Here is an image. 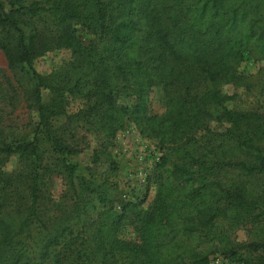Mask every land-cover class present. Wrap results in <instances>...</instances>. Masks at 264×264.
<instances>
[{
  "label": "trees",
  "instance_id": "trees-1",
  "mask_svg": "<svg viewBox=\"0 0 264 264\" xmlns=\"http://www.w3.org/2000/svg\"><path fill=\"white\" fill-rule=\"evenodd\" d=\"M81 30L99 42L84 45ZM0 50L38 119L32 139L0 130V264H210L214 253L264 264V113L226 107L249 88L240 63L252 56L264 71V0H0ZM58 51L71 60L47 84L35 64ZM121 93L132 105L117 104ZM127 120L161 151L150 201L152 176L122 199L117 162L87 179L72 161V127L96 137L98 164ZM14 156L27 165L8 173ZM53 176L66 190L50 216Z\"/></svg>",
  "mask_w": 264,
  "mask_h": 264
},
{
  "label": "rangeland",
  "instance_id": "rangeland-1",
  "mask_svg": "<svg viewBox=\"0 0 264 264\" xmlns=\"http://www.w3.org/2000/svg\"><path fill=\"white\" fill-rule=\"evenodd\" d=\"M81 41L84 45L89 46L92 42H99L97 35L87 31L81 30L78 33ZM71 55L65 51H58L49 54L46 57L40 58L35 66L38 72H40L49 81V76L53 73V70L64 67L70 62ZM239 71L245 76V83L249 85V88H241L238 92L237 97L226 103V107L236 112L244 111H256L264 113V71L261 69V65L256 63L252 56L238 65ZM24 75L21 71L12 72L8 68L7 61L3 52L0 50V86L3 87L5 93V100H2L0 94V130H3L5 136L16 139H32L34 137V131L38 122L37 113L33 109L28 108V104L25 102L23 95L24 89L28 86L26 80H23ZM23 80L25 88H21L20 84ZM10 83V84H8ZM50 83L47 82V84ZM229 94L234 92L233 89L226 90ZM52 97L50 89L44 91V100L49 101ZM151 99V110L154 113L162 111L163 107V95L160 92L153 91L150 95ZM134 102L132 97H125L121 93L117 97L118 105H132ZM80 106L79 100L70 99L68 105L69 113H76ZM65 122V118L61 117V123ZM60 123V124H61ZM214 130H222V125L214 122L212 124ZM73 134H75V140L73 145L81 150L79 154L73 157V162L79 164L78 175L83 176L87 179L90 176L100 177L110 174V162L109 158L118 163L119 169L115 179H117L122 185V192L120 198L123 199L126 188L129 183L130 188L139 191V187L144 189V186L148 183V179L153 174V170L157 165L158 159H150L161 156V151L157 142L142 138L139 134L136 126L132 121L127 120L124 128L118 133L115 143L106 154L101 155V161L98 164L93 163L94 150L98 147V140L94 135L88 132V127L79 124L78 126L72 127ZM100 153L104 151V148H100ZM151 152L149 161L147 159H141L142 154H148ZM47 157V156H46ZM154 163L149 169L147 168L148 163ZM24 160H19L18 157H12L6 164V170L11 173L15 169L26 167ZM142 172L143 175H140ZM144 176L147 177L146 182L143 181ZM129 181V182H128ZM137 185V186H136ZM149 189L146 190L148 193L147 200H151L155 194L156 186L154 184V178L152 176L149 184ZM66 190V180L61 176H53L49 183V194L48 198L51 201L46 211L50 216L54 215L55 208L53 203L61 200L63 193ZM125 197V196H124ZM132 197H138L135 193H132ZM140 197V196H139ZM148 201V202H149ZM92 202L90 207H92ZM148 203L144 205L146 207ZM88 208V207H87ZM89 209V208H88ZM89 215H94V210L89 209ZM124 237L127 239L135 240L136 233L132 227H127L124 231ZM239 241H246L248 239L246 233L241 231L238 233ZM216 256H221L218 253L210 255V264H214ZM225 257V256H223ZM226 261L223 264H238L239 262L235 259L225 257Z\"/></svg>",
  "mask_w": 264,
  "mask_h": 264
},
{
  "label": "built area",
  "instance_id": "built-area-1",
  "mask_svg": "<svg viewBox=\"0 0 264 264\" xmlns=\"http://www.w3.org/2000/svg\"><path fill=\"white\" fill-rule=\"evenodd\" d=\"M150 156H151V152H148V154H145V153L142 154L140 158H141V159H147L148 161H149L150 159H158V160H156V161H159V160H160V157H161V156H158V157L156 158V156H154V158H153V157L150 158ZM148 158H150V159H148ZM153 164H154V163H152V162L148 163L147 168L149 169ZM140 175H143L142 172L140 173ZM146 180H147V177L144 176L143 181L146 182ZM225 259H226V258L223 257L222 255H221V256H216L215 259H214V264H223L224 261H226ZM227 264H230V263H227ZM238 264H243V263H240V262H239Z\"/></svg>",
  "mask_w": 264,
  "mask_h": 264
}]
</instances>
